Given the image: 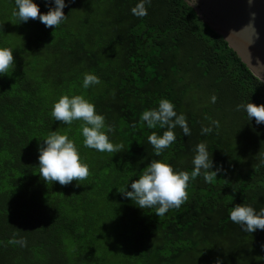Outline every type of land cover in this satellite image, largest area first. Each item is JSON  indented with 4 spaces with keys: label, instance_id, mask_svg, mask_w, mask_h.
<instances>
[{
    "label": "trees",
    "instance_id": "1",
    "mask_svg": "<svg viewBox=\"0 0 264 264\" xmlns=\"http://www.w3.org/2000/svg\"><path fill=\"white\" fill-rule=\"evenodd\" d=\"M41 13L54 0H34ZM65 0L68 18L57 28L21 23L15 0H0V47L15 64L0 76V264H264V230L248 233L229 219L235 204L264 208V124L237 105L264 104V81L186 0ZM85 73L101 83L85 89ZM63 95H83L113 126L120 153L83 144V121H56ZM217 99L213 103L212 97ZM161 99L184 114L191 130L157 157L141 122ZM219 121V127L211 121ZM213 131L202 135V127ZM77 144L89 177L67 186L39 175V146L51 132ZM204 142L219 175L190 181L188 199L163 217L141 209L119 190L152 160L191 171ZM26 241V245L13 240ZM132 262V261H131ZM128 262V264H135Z\"/></svg>",
    "mask_w": 264,
    "mask_h": 264
},
{
    "label": "clouds",
    "instance_id": "2",
    "mask_svg": "<svg viewBox=\"0 0 264 264\" xmlns=\"http://www.w3.org/2000/svg\"><path fill=\"white\" fill-rule=\"evenodd\" d=\"M73 2V0H69ZM196 0H194L195 5ZM151 0H139L135 7L131 9L137 17L147 15V5ZM13 15L21 23L29 20H39L48 28H57L68 18L64 9L68 7L65 0H54V6L49 7V11L41 13L40 6L34 0H15ZM15 64L13 49L0 47V76L8 75L10 69ZM100 78L92 73H85L83 87L85 89L93 85H99ZM212 97V102L216 101ZM175 105L168 99H161L157 108L145 110L140 117L141 122H146L147 127L155 129L157 127L167 130L162 135L152 132L148 136V142L154 148V154L159 157L165 149L169 148L176 140L174 129L180 127L185 136L191 135L186 116L177 114ZM237 111H245L249 120L255 119L256 124H264V104L257 105L249 102L239 104ZM51 115L56 121L65 125H71L73 121H83L82 135L83 144L87 148L95 149L99 152L120 153L123 151L122 143H113L109 134H114V127L106 125L105 117L98 114L95 104L86 99L83 95H63L53 106ZM216 128L219 121H211ZM213 131L212 127L205 126L201 129V134L206 135ZM39 146V175L47 183L58 182L62 186H67L73 181L80 182L86 180L90 175V166L84 162L74 140L67 134L59 131L51 132ZM195 156L193 158L194 169L188 171H177L174 167L162 160H152L145 167L142 175L130 185L131 191L119 190L125 198L130 199L141 209L155 208V215L163 217L170 209H179L188 199V188L191 180L203 176L205 182H212L222 170L214 169L212 154L208 151L207 144L201 142L196 145ZM264 162V161H262ZM229 219L239 225L241 229L248 233L264 230V208L257 211L251 204H235L230 211ZM26 245V241L13 240V243ZM217 264H221L219 258Z\"/></svg>",
    "mask_w": 264,
    "mask_h": 264
},
{
    "label": "water",
    "instance_id": "3",
    "mask_svg": "<svg viewBox=\"0 0 264 264\" xmlns=\"http://www.w3.org/2000/svg\"><path fill=\"white\" fill-rule=\"evenodd\" d=\"M264 81V0H186Z\"/></svg>",
    "mask_w": 264,
    "mask_h": 264
},
{
    "label": "rangeland",
    "instance_id": "4",
    "mask_svg": "<svg viewBox=\"0 0 264 264\" xmlns=\"http://www.w3.org/2000/svg\"><path fill=\"white\" fill-rule=\"evenodd\" d=\"M128 262L137 264V261L131 260L130 258H128V256H127V259H125L122 263L117 262V264H128Z\"/></svg>",
    "mask_w": 264,
    "mask_h": 264
}]
</instances>
